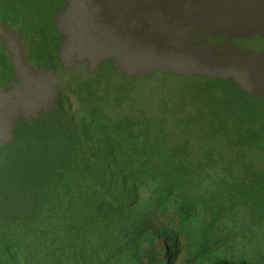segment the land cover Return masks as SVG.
<instances>
[{
    "label": "trees",
    "instance_id": "16d2710c",
    "mask_svg": "<svg viewBox=\"0 0 264 264\" xmlns=\"http://www.w3.org/2000/svg\"><path fill=\"white\" fill-rule=\"evenodd\" d=\"M67 5L0 0L30 64L59 80L55 105L0 143V264H264V94L113 58L69 68ZM14 79L0 41V81Z\"/></svg>",
    "mask_w": 264,
    "mask_h": 264
},
{
    "label": "rangeland",
    "instance_id": "374dc122",
    "mask_svg": "<svg viewBox=\"0 0 264 264\" xmlns=\"http://www.w3.org/2000/svg\"><path fill=\"white\" fill-rule=\"evenodd\" d=\"M58 24L69 68L93 71L113 58L130 75L161 68L233 77L264 94V0H68ZM198 32L207 36L191 35ZM0 39L16 69L13 83L0 84V141H9L16 118H36L55 105L59 80L29 65L20 39L2 24ZM247 39L256 50L235 45Z\"/></svg>",
    "mask_w": 264,
    "mask_h": 264
},
{
    "label": "clouds",
    "instance_id": "9594fccd",
    "mask_svg": "<svg viewBox=\"0 0 264 264\" xmlns=\"http://www.w3.org/2000/svg\"><path fill=\"white\" fill-rule=\"evenodd\" d=\"M67 3H68V0H67ZM68 6V5H67ZM67 8V7H66ZM66 8L57 16V24H58V18H59V16L66 10ZM0 24H2L3 26H4V24L3 23H1L0 22ZM4 28L5 29H7L5 26H4ZM58 28H59V24H58ZM8 30V29H7ZM60 30V29H59ZM8 31H10V30H8ZM10 32H12V31H10ZM17 38H19L14 32H12ZM63 34V33H62ZM20 39V38H19ZM65 39V38H64ZM0 41H1V43L6 47V50H7V52H8V54H9V56H10V59H11V63H12V65H13V67H14V73H15V79L14 80H12L11 82H9V83H7V84H2L1 83V81H0V84L2 85V86H8L10 83H13L15 80H16V69H15V66H14V63H13V61H12V57H11V55H10V52L8 51V48H7V46H6V44L3 42V40H1L0 39ZM20 42H21V44H22V46H23V48H24V50H25V53H26V60H27V62H28V64L29 65H31L30 64V62H29V60H28V56H27V52H26V49H25V47H24V45H23V43H22V41H21V39H20ZM64 42V41H63ZM62 50H63V45L61 46V51H60V53H59V58L62 60V58H61V53H62ZM64 63V62H63ZM65 65V64H64ZM33 66V65H32ZM66 66V65H65ZM33 67H35V66H33ZM35 69L36 70H42V71H46V70H43V69H37L36 67H35ZM51 72H53V73H55L54 71H51ZM56 74V73H55ZM17 119V118H16ZM16 121V120H15ZM15 121H14V124H13V126H12V128H11V131H12V129H13V127L15 126ZM11 139H12V134H11ZM10 139V140H11ZM9 140V141H10ZM4 142H8V141H0V143H4Z\"/></svg>",
    "mask_w": 264,
    "mask_h": 264
}]
</instances>
